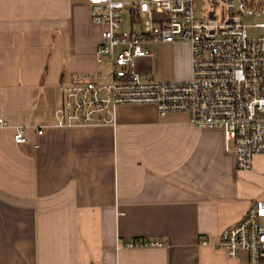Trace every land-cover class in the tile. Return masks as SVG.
I'll return each instance as SVG.
<instances>
[{
    "label": "crops",
    "instance_id": "0c3cea01",
    "mask_svg": "<svg viewBox=\"0 0 264 264\" xmlns=\"http://www.w3.org/2000/svg\"><path fill=\"white\" fill-rule=\"evenodd\" d=\"M89 23L87 1L0 0V264H249L214 245L264 200V156L239 171L223 130L151 105L58 126L59 86L101 72ZM171 45L180 63L143 58L142 79L191 78L189 44Z\"/></svg>",
    "mask_w": 264,
    "mask_h": 264
},
{
    "label": "built area",
    "instance_id": "2783aa9c",
    "mask_svg": "<svg viewBox=\"0 0 264 264\" xmlns=\"http://www.w3.org/2000/svg\"><path fill=\"white\" fill-rule=\"evenodd\" d=\"M86 1L90 24L102 30L97 60L107 61V71L59 86L58 126L114 125L120 107L151 105L161 117L182 113L197 129L223 130L226 145H234L239 171H249L253 158L264 156V36H248L249 28L264 29V0H209L211 10L200 19L195 0ZM125 14L130 17L126 30ZM248 18L263 21L244 24ZM178 42L190 46L191 78L142 79L138 61L151 56L145 47ZM9 126L0 119V128ZM42 133L39 128L38 136ZM13 138L18 145L27 143L25 127L14 128ZM253 204L214 248L231 259L245 251L249 264H264V200Z\"/></svg>",
    "mask_w": 264,
    "mask_h": 264
},
{
    "label": "rangeland",
    "instance_id": "374dc122",
    "mask_svg": "<svg viewBox=\"0 0 264 264\" xmlns=\"http://www.w3.org/2000/svg\"><path fill=\"white\" fill-rule=\"evenodd\" d=\"M80 1L83 3L86 2V0H80ZM194 8H195L197 19L204 18L206 13L210 12V10H211L209 0H195ZM125 18H126V22L122 27V29H124V30L129 29V20H130V17L128 16V14H125ZM262 21H263L262 19L258 20L255 18H248L245 20L244 24L258 25ZM89 29L90 30L99 29L101 31V35H102V30L98 27H96V28L93 27L90 23H89ZM137 29L139 30V28H137ZM248 36L251 39H259L262 36H264V29L249 28L248 29ZM100 41H101V36H100ZM100 41H99V43H100ZM176 44H186V43L178 42ZM145 49L149 53H151V56L149 57L150 62L148 64V66L165 65L163 70H166L167 72H168V69L171 68L172 64H177V60L180 63V59H182L180 51H176L172 47V45L168 46V45H164L161 43H156L155 45L146 46ZM106 63H107V61H106ZM106 63L103 65H100V67H99L100 71H102V72L107 71V69H106L107 64ZM166 66H168V67H166ZM168 73H171V72H168ZM154 76H155L156 80L157 79L166 80V81L176 80V78H174L173 76L171 78H166V79L161 78L159 75L157 76L156 73H154Z\"/></svg>",
    "mask_w": 264,
    "mask_h": 264
}]
</instances>
